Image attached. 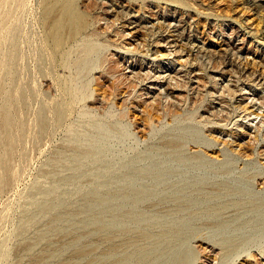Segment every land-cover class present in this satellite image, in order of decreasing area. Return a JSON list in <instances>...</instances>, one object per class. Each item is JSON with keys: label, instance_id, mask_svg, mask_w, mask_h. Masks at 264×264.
I'll return each mask as SVG.
<instances>
[{"label": "rangeland", "instance_id": "obj_1", "mask_svg": "<svg viewBox=\"0 0 264 264\" xmlns=\"http://www.w3.org/2000/svg\"><path fill=\"white\" fill-rule=\"evenodd\" d=\"M64 1L0 0V264L121 262L122 230L178 235L149 264H264V0H72L60 48Z\"/></svg>", "mask_w": 264, "mask_h": 264}, {"label": "bare ground", "instance_id": "obj_2", "mask_svg": "<svg viewBox=\"0 0 264 264\" xmlns=\"http://www.w3.org/2000/svg\"><path fill=\"white\" fill-rule=\"evenodd\" d=\"M71 1L72 0H67V1H64V3L62 2L61 7L58 11H55L54 7H47L44 11L45 19L46 20L50 19V22L47 24L48 32L46 33V38L47 40L52 41L56 46L60 48H63V46L65 45L64 44L65 38H68L72 41L73 39H75V36H77V34L85 26L84 18L75 11V7L73 6ZM84 50L87 56L89 52L93 50V47L87 46ZM73 65L75 66V62ZM76 66H79V65L76 64ZM154 78H155L154 81H156L159 78L167 79L169 78V74L162 73V75L159 74V76H156ZM20 97H21L20 94H17L15 96L11 95L10 100L14 101ZM0 112H1L0 114V142L2 143L4 147V151H5V158L3 160V170L6 171L8 156L10 155V152L13 149L15 142L17 140L15 135H13L11 131L12 123L15 120V113L10 109L9 101L8 103H4L2 105ZM57 116L58 118L60 117V112H57ZM40 128L43 133L46 131L45 122L43 120H41L40 122ZM5 181H6L5 178L1 180L2 183H4ZM133 192H135L134 194L136 195V198H139V199L146 196V194L142 191L138 192L135 190ZM98 200L99 199H95V201H98ZM100 201L104 203L108 201V199L104 198L103 200H100ZM121 234L122 236H124V238L131 236L132 242L134 244H136L135 243L136 241L142 242V244H139L136 246V249L133 255L127 256L123 258L121 262H117L113 264H130V262L135 258L136 260H138L139 264H149V260L152 255L149 249V245L151 243H154V244L157 243L158 246H162L164 245V243L163 241L161 242V240H164L167 243V245L173 244L180 240L178 235H176L172 231H165L160 235H156L153 233H141L140 232L138 235L132 237V235H129L126 230H122ZM114 240H115V237L112 235H108L106 237V241L110 243L109 251H110L111 256H113V254L116 253L117 249L123 247V245H115ZM128 242H130V238ZM124 244H125V241H124ZM224 246L228 250V252L232 250V245H227L225 243ZM91 250H92L91 248L89 249L81 248L78 250V255L84 256L87 253H89ZM187 263H188L187 257L184 256L183 254H179L178 257L175 259V264H187Z\"/></svg>", "mask_w": 264, "mask_h": 264}]
</instances>
